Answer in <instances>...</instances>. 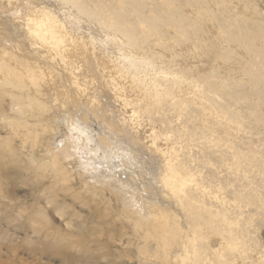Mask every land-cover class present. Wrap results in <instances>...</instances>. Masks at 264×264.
<instances>
[{"label":"bare ground","instance_id":"1","mask_svg":"<svg viewBox=\"0 0 264 264\" xmlns=\"http://www.w3.org/2000/svg\"><path fill=\"white\" fill-rule=\"evenodd\" d=\"M56 1L80 27L32 0H0V96L10 97L15 113L3 114L0 165H19L16 137L24 147L46 131L40 113L59 110L58 133L65 135L62 146L57 135L46 143L51 157L37 170L47 180L17 182L32 200L20 226L25 238L51 255L73 244L77 254L65 257L75 262L108 260L127 241L138 248L129 264H264V241L248 223L264 208V9L257 0ZM189 5L197 15L188 14ZM167 26L172 34L161 36ZM193 39L201 58L215 51L214 69L207 61L182 64L190 57L174 50ZM91 71L102 73L121 106L112 110L90 93ZM71 87L92 96L86 109ZM95 137L110 163L87 155L95 153ZM82 156L89 170L74 179ZM227 185L233 188L224 193ZM74 188L82 208L71 211L59 195ZM112 212L122 226L107 220Z\"/></svg>","mask_w":264,"mask_h":264},{"label":"rangeland","instance_id":"2","mask_svg":"<svg viewBox=\"0 0 264 264\" xmlns=\"http://www.w3.org/2000/svg\"><path fill=\"white\" fill-rule=\"evenodd\" d=\"M264 0H257V4L264 9ZM32 2H35L36 4H39V6H46L55 12H57L58 16L60 19L67 23H71V25L74 28L80 27L81 25L77 24L75 22V18L68 16L65 12L64 9L62 8L61 4L56 1V0H32ZM230 6L233 5H238V1L234 0L232 5L228 3ZM195 5H199L196 3ZM189 5L188 9V14L191 16L197 15V10L199 9L197 6ZM216 8V6H214ZM85 30L88 31L89 27L86 25H82ZM167 32L160 34L161 36H165L169 32L172 34L173 29L172 26H167ZM168 35V34H167ZM197 41L193 39L192 41L188 42V46L182 50V48L178 45L176 46V49L174 51L182 52L185 53V55H188L190 59H188V62H183L182 64L187 66L190 65H197L199 63L208 62L206 68L207 69H214L215 67V60L217 59V55L215 51L209 52V55L206 57L201 58V56L204 54L203 50H199L195 47V43ZM161 51L164 52V49H161ZM165 53V52H164ZM169 56V53H166ZM91 76L93 80L91 84V89H89L90 93L94 96L99 94L100 99L104 100L108 108L112 109L115 105L116 106H121L119 101L117 100V95L113 94L114 91H111L106 83H103L104 81L102 80V73L100 72H92L91 71ZM66 76V75H64ZM66 82H63L62 87H68V78H65ZM98 82V83H97ZM93 83V84H92ZM70 94L76 97V100L78 102V105L83 106V108H87L86 106L90 105L92 100V96L88 97L86 95H82V93L78 92V90L75 87L69 88ZM77 95L80 96L77 97ZM60 98V97H59ZM10 97L6 96H0V138L5 139L8 133V127L6 126V118L5 116L13 117L15 116V113L13 112L11 105L12 102L9 100ZM60 100V99H59ZM73 102V101H72ZM74 104L68 105L67 106V111L71 110L73 108ZM76 110V109H75ZM113 110V109H112ZM58 111L54 110H49L47 114L37 112L39 115H43V121L40 123L42 124H48L46 127V131L41 132V135L38 139V141H34V138H29L28 142L24 147L22 146L21 143V138L16 137L13 141V145L15 146V153L19 156V165H17L16 162L12 161L7 163L5 166L6 168H3V166L0 165V180H3L2 186L5 188L4 192H2V195H0V264H129L128 263V258L127 255L128 253L134 255L137 252V247L136 245H129L127 244V241H125V245H121L119 249H114L113 255L110 259L108 260H97L96 262H88V261H81V262H75L73 259H69L68 257H65L66 255H69L70 253L77 254V248L72 244L68 249L62 248V253H59L57 255H51L50 250H47V253H42L43 248H45L44 245L40 244V242L37 241H31L25 238V230L21 229V224L23 220H26L28 217V211L24 212L25 205L30 203L32 200L28 199L26 197L27 195V190L28 186L22 183L17 182L27 179V181L30 179L32 181H45L47 180V177L43 176L42 173L37 170V167L42 165V163L47 162L50 160V155L46 151V143L48 139L52 138L57 135V137H62L63 140L65 135H61L58 133L59 127L58 124L60 123V120H57L58 116ZM101 112L104 113V109H101ZM4 114V115H3ZM77 115L82 116L84 112L80 111L79 114L76 112ZM115 114L116 118H119L118 113H113ZM35 118V117H34ZM33 117L30 118V123H33L35 120ZM40 123H36V126L40 127ZM58 123V124H57ZM93 126V133L99 134L97 131H100L99 124L96 123L95 118L89 122ZM55 128V129H54ZM92 129V128H91ZM91 129L89 130V135L93 134ZM56 130V131H55ZM150 130L144 131V133H141L140 139L141 142L147 143V138L149 136ZM169 134H172V132H169ZM66 138V137H65ZM70 140H73L72 138H69ZM94 141V150L95 153H89L87 155L93 156L96 158V161L101 162V160L108 161L111 160L109 155L100 149V141L98 140L97 137L93 138ZM69 141V140H68ZM78 142V141H75ZM78 144H84L82 141H80ZM99 146V147H98ZM88 150V149H87ZM1 154V151H0ZM126 154H124L123 157H125ZM121 160H124L122 157V154H119ZM91 158V157H90ZM109 159V160H108ZM93 160V159H92ZM118 159H115L117 161ZM89 159H87L85 156L80 157L78 159V165H76V171L74 173V179L79 177V172H88L89 170ZM33 162V168L34 169H28V165ZM121 162V161H117ZM110 163V162H109ZM120 164V163H119ZM26 166V168L24 167ZM24 168V169H23ZM118 169L121 168V166L117 167ZM7 171V172H6ZM6 172V173H5ZM9 176V180L7 181L6 179L3 178L4 175ZM145 180V179H144ZM146 183L147 187H150L151 184L149 182L143 181ZM233 188V186L227 185V188L225 187L223 189L224 193L228 192V189ZM78 188H74L69 193L66 195H59L63 201H67L71 206L69 210H78L80 207L82 208V204L80 203L81 201L78 200H73L72 197L77 193ZM83 196V195H82ZM2 197V198H1ZM97 205V204H96ZM95 204H91L90 207L94 208L96 206ZM9 208L10 211H7L6 209ZM84 208V207H83ZM85 211H81V213H87L89 207H85ZM121 206L117 208L118 213L121 212ZM17 211V212H16ZM95 213L100 212V209H95ZM18 214H21L19 216ZM90 214V213H89ZM88 214V215H89ZM253 215V216H252ZM249 217L248 223L253 224L252 229L255 231V235L259 237L260 241H264V208L258 209L257 213ZM107 220H115V227L118 225H121V220H116V214L112 212L111 215L107 217ZM244 224V220H242V226ZM56 225H59L56 223ZM122 226V225H121ZM114 227V228H115ZM132 225L130 224V229ZM113 230V229H112ZM47 229L41 230L39 233V237L41 236L42 238L47 235ZM135 232V231H134ZM136 233V232H135ZM102 234V233H101ZM5 235V237L3 236ZM29 235H31L29 233ZM106 234H102L101 239L106 237ZM262 239V240H261ZM70 242V241H69ZM127 250V252H126ZM247 251V250H246ZM119 252L123 253V257L119 255ZM59 255V256H58ZM231 259V257H230ZM243 259V258H242ZM136 262L134 264H139L137 261V258L135 259ZM156 264H168L167 262L164 261H157ZM236 264H249L248 260H241L238 259L236 261ZM253 264H259L258 262H254Z\"/></svg>","mask_w":264,"mask_h":264},{"label":"snow or ice","instance_id":"3","mask_svg":"<svg viewBox=\"0 0 264 264\" xmlns=\"http://www.w3.org/2000/svg\"><path fill=\"white\" fill-rule=\"evenodd\" d=\"M65 124H66V121H65ZM69 131H71V130L69 129ZM62 140H63V138L59 137L58 140H57V144L62 146ZM54 146H56V145H54Z\"/></svg>","mask_w":264,"mask_h":264}]
</instances>
